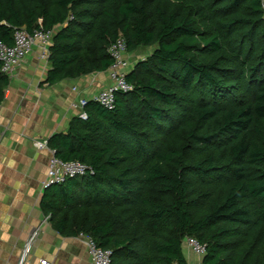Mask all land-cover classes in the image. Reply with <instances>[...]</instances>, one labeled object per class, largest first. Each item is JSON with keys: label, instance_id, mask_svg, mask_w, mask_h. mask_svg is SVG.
<instances>
[{"label": "trees", "instance_id": "16d2710c", "mask_svg": "<svg viewBox=\"0 0 264 264\" xmlns=\"http://www.w3.org/2000/svg\"><path fill=\"white\" fill-rule=\"evenodd\" d=\"M53 31L48 82L103 72L110 45L155 47L115 107L49 140L84 176L45 189L62 235L84 233L112 264H264V9L262 0H0V42L16 29ZM10 79L1 72L0 103Z\"/></svg>", "mask_w": 264, "mask_h": 264}, {"label": "crops", "instance_id": "0c3cea01", "mask_svg": "<svg viewBox=\"0 0 264 264\" xmlns=\"http://www.w3.org/2000/svg\"><path fill=\"white\" fill-rule=\"evenodd\" d=\"M142 52L128 53L131 70L146 58ZM42 54L36 46L9 77L0 103V264H19L36 229L40 235L25 264H92L84 240L62 235L42 208L51 153L35 143L66 134L80 118L81 100L94 99L113 81L108 69L49 83L51 64ZM183 252L188 264L203 263L187 243Z\"/></svg>", "mask_w": 264, "mask_h": 264}, {"label": "built area", "instance_id": "2783aa9c", "mask_svg": "<svg viewBox=\"0 0 264 264\" xmlns=\"http://www.w3.org/2000/svg\"><path fill=\"white\" fill-rule=\"evenodd\" d=\"M264 9V0H262ZM53 31H47L41 28L30 34L25 28H19L14 33L13 45L0 42V61L1 72L8 77H11L22 66L27 56L37 47L43 50L42 56L49 59L50 47L53 44ZM108 52L113 60L109 68V75L113 81L112 86L101 91L94 99L106 109H113L115 107L116 95L119 92L128 93L134 89L133 85L128 81L127 76L131 71V62L128 58L127 44L123 37L118 38L113 42ZM90 100L82 99L81 106L82 112L80 118L83 120L88 119L86 105ZM36 147L39 149H47L51 153L48 167V179L44 183V188H49L55 184L65 183L69 178L84 176L90 168L79 161H64L57 157L56 151L51 149L49 141H37ZM40 235V230H34L29 236L20 259L19 264H25L32 248L37 242ZM79 236L84 240L92 264H112V252L103 249L94 241V239L84 233ZM185 243L199 256L203 257L207 253V245L200 242L197 238H186ZM41 264H50L46 260H42ZM204 264V263H202Z\"/></svg>", "mask_w": 264, "mask_h": 264}, {"label": "rangeland", "instance_id": "374dc122", "mask_svg": "<svg viewBox=\"0 0 264 264\" xmlns=\"http://www.w3.org/2000/svg\"><path fill=\"white\" fill-rule=\"evenodd\" d=\"M155 49V47H147V48H143L144 52L140 53L141 57H147L149 54H151L153 52V50Z\"/></svg>", "mask_w": 264, "mask_h": 264}]
</instances>
